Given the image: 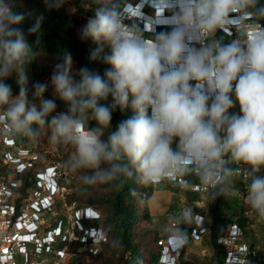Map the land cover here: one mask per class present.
<instances>
[{"label":"clouds","instance_id":"9594fccd","mask_svg":"<svg viewBox=\"0 0 264 264\" xmlns=\"http://www.w3.org/2000/svg\"><path fill=\"white\" fill-rule=\"evenodd\" d=\"M136 6L145 18L133 13L135 24H127L121 0H94V15L80 34L110 47L104 60L111 68L102 77L81 67L76 80L65 53L50 82L67 111L56 112L55 99L44 98L48 84L35 83L34 99L28 98L27 65L35 56L20 26L32 14L0 0V131L35 139L47 128L51 144L73 149L64 167L89 186L119 187L133 175L144 185L195 176L214 199L242 175L247 205L264 218V0H145ZM157 14L162 23L153 22ZM43 20L35 16L28 34L39 33ZM161 26L170 30L157 32ZM233 29L229 42L217 38ZM101 51L93 50L91 59ZM13 73L18 95L5 83ZM109 96L112 103H102ZM237 103L239 113L230 112ZM116 108L134 115L112 130ZM192 222L187 210L174 219L170 246L187 243L181 225Z\"/></svg>","mask_w":264,"mask_h":264},{"label":"trees","instance_id":"16d2710c","mask_svg":"<svg viewBox=\"0 0 264 264\" xmlns=\"http://www.w3.org/2000/svg\"><path fill=\"white\" fill-rule=\"evenodd\" d=\"M130 0H121L122 5ZM13 11L17 13H31L26 15L24 24L20 27L25 31L29 44L34 49V59L27 65V76L29 89L28 98L33 100V85L37 82L43 83L45 76L51 71L50 68L40 65L36 56L39 54L54 56L57 63L63 61L65 53H70L75 65L74 78L79 79V69L86 67L89 70L98 73L102 77L111 65L105 62L104 57L110 55L111 49L107 44L98 45L91 39H82L80 30L87 23L89 11L85 9L84 4L93 5L92 0H74L76 11L71 13L61 6H52L49 0H9ZM42 15L44 20L40 32L37 34H28L27 28L34 22L35 16ZM264 23V21H260ZM135 24V23H132ZM166 26L157 28V32L169 31ZM146 35H150L147 34ZM217 38H223L224 42H229L232 37L223 32L217 33ZM101 47L97 59H91V53L96 48ZM106 78V77H105ZM5 83L12 88L13 95L19 94V84L16 74L13 73ZM44 98L54 99L46 92ZM56 112L67 111V105L59 98L55 99ZM38 102V101H37ZM105 104L112 103V97L109 96ZM131 108L121 111L116 108L112 113V130H115L120 122L133 116ZM91 126L95 121L90 122ZM50 134V130L45 128L35 139H29L17 136V141L26 144L32 149H41L45 136L43 132ZM107 130L105 138L107 137ZM46 140V139H45ZM175 147V144L173 145ZM59 156L51 157L50 150L44 154L51 161H58L61 170L64 171V161L70 156V151H65V146H59ZM234 167H236L234 165ZM10 172L9 169L0 160V176ZM34 173L32 171L24 172L19 177L17 196L15 204L17 211L23 200L27 197L28 189L32 186ZM76 182L72 185V190L66 193L67 204H74L76 207H92L99 214V217L93 221H83L84 225L99 227L104 234V240L97 245L94 254L89 251L91 247L90 240L81 241L79 238L68 245L69 252L74 259L68 264H156L159 259L160 246L157 241L163 237L158 231V227L153 223L148 213L147 201L150 199L155 189L164 188L160 183L158 185H144L138 181L136 176L124 178L119 187L112 184L99 186H89L83 183L80 176L76 173ZM187 181V179L185 178ZM60 182L65 184L64 179ZM71 185L68 187L70 188ZM242 180L237 175L233 178L231 186L225 188L221 195L214 199L211 194L212 205L210 208V219L206 220L204 227L211 232V239L215 248L217 264H220L223 254L217 244V239L224 233L226 224L236 218L241 225L249 221L250 209L242 203L241 192ZM211 193V190H209ZM140 219L151 221L153 229H143L140 225ZM62 244L58 247L61 248ZM86 256L93 258L94 263L85 261ZM180 261L185 264H192L184 259V254L179 255ZM45 264H51L47 262Z\"/></svg>","mask_w":264,"mask_h":264},{"label":"built area","instance_id":"2783aa9c","mask_svg":"<svg viewBox=\"0 0 264 264\" xmlns=\"http://www.w3.org/2000/svg\"><path fill=\"white\" fill-rule=\"evenodd\" d=\"M145 0L127 1L130 17L125 23L136 22L133 11L136 3ZM94 12H89L87 18ZM140 17V16H139ZM235 38V30L226 32ZM0 160L10 170L0 176V264H64L62 259L68 254V245L77 240H90L89 251L94 254L97 245L104 240L103 231L96 226L84 225L83 221H93L99 214L92 207H76L66 202V187L60 182L65 173L58 161H51L44 154L47 149H32L26 144L19 143L17 137H9L0 131ZM27 171L34 173L32 186L28 189L27 197L23 200L19 211L15 204L19 177ZM240 192L242 203H246V185L242 175ZM182 186L187 184L180 177L175 180ZM195 192H208L200 184H191ZM204 205V201H198ZM60 208L70 209L71 221L66 222L67 214ZM250 209V208H249ZM207 209L193 215L192 229L202 232L206 220ZM249 221L245 225L234 218L226 224L224 233L217 239V244L223 254L220 264H264V249L258 248L249 237L253 226V218L264 223L253 210L249 211ZM208 229V228H207ZM191 235V234H190ZM168 236V235H167ZM167 236L161 237L157 244L160 246L159 259L156 264H185L179 259L182 247L170 246ZM62 244L61 248L58 246ZM204 253V252H203ZM70 254V253H69ZM70 256H72L70 254Z\"/></svg>","mask_w":264,"mask_h":264},{"label":"rangeland","instance_id":"374dc122","mask_svg":"<svg viewBox=\"0 0 264 264\" xmlns=\"http://www.w3.org/2000/svg\"><path fill=\"white\" fill-rule=\"evenodd\" d=\"M50 1V0H49ZM74 0H63L59 6L63 7L67 11L73 13L76 11V8L73 3ZM93 5H89L87 3L84 4L85 9L89 12H94V0ZM132 2L135 0H131ZM135 23V22H134ZM37 62L45 67L51 69V71L45 76L44 82L48 84V89L46 91L52 98L57 99L54 96V90L51 86V75L55 69V65L57 63V58L54 56L39 54L36 56ZM75 71V65L73 64V76ZM75 79V78H74ZM239 105H237L230 109V112L239 113ZM62 112V111H60ZM50 135V134H49ZM49 135L44 131L43 136L44 141L42 142L41 149L50 150L51 157H58L59 154V146L53 145L49 142ZM46 139V140H45ZM61 147V146H60ZM65 151H70V155L73 152V149L70 146H65ZM0 149H7L3 145L0 146ZM64 182L67 193L72 190V185L75 184L76 180V173L69 171L68 169L64 168ZM178 178V177H177ZM182 179H187V184L185 186L180 185L176 181L173 180H163L161 184L164 188H161L159 194L156 197H160V203L166 202L165 204L169 206V212L164 217V220L159 218L157 220L155 212L152 211V208L148 207V213L151 217L153 223L158 227V231L161 232L162 228H168L171 225V222L174 221L176 217H178L184 211H188L193 216L194 213L201 212V210L207 209V221L210 219V208L212 205L211 193L208 192H195L191 190V184L200 182L195 176H183L180 177ZM69 185L70 188L68 187ZM164 197V198H162ZM153 196V201H154ZM168 200V202H167ZM204 201V205L198 203V201ZM150 199L147 201V206L149 205ZM158 203V205H161ZM65 214H67L66 222L71 221V216L69 215L70 209L66 211V209L60 208ZM162 225L158 224L162 222ZM253 226L251 227V232H248L251 241L260 249H264V223L260 222L259 220L253 218ZM140 225L143 229H153V225L151 221H145L140 219ZM188 227V225H186ZM161 234V233H160ZM204 252V253H203ZM185 256L190 260L196 262L197 264H217L216 256H215V248L211 239V232L209 229L204 228L200 234H198L197 229H192L190 242L187 245ZM85 261L88 263H94L93 258L90 256L84 257ZM74 259V256H70V254H66V256L62 259L64 264L70 263Z\"/></svg>","mask_w":264,"mask_h":264},{"label":"crops","instance_id":"0c3cea01","mask_svg":"<svg viewBox=\"0 0 264 264\" xmlns=\"http://www.w3.org/2000/svg\"><path fill=\"white\" fill-rule=\"evenodd\" d=\"M134 12H137V13H138V12H140V11H139V9H134ZM140 13H141V12H140ZM157 16H159V15L157 14ZM157 19L159 20V17H158ZM157 19H155V20H157ZM159 190H160V189H155V190L153 191V193H152V195H151V197H150V201H149V205H148V207L152 208V211L155 212L154 214H156L157 220H158L159 218H161L162 220H164L165 215L167 214V212H169V206L165 204L166 202L160 203V201H161L160 199H161V198H160V197H156L157 194H159V192H160ZM153 196L155 197V198H154V201H153ZM162 198H164V197H162ZM167 202H168V200H167ZM158 203H160L161 205H158ZM197 213H198V212H197ZM194 214H195V213H194ZM192 217H193V216H192ZM163 222H164V221H162V222H160V223H158V224L162 225ZM173 222H174V221L171 222V225H170L168 228H170V227L172 226ZM193 225H194L193 222L191 223V225H188V227H187L186 225H181L182 229L185 230V231L187 232V234H188V240H187L186 246L182 249V251H181L180 254L183 253V254H184V259L187 260L188 262H190V263H192V264H197L196 262L190 260L189 258H187V257L185 256V251H186L187 245H188L189 242H190L191 228H192ZM168 228H167V229H168ZM167 229L164 228V227L162 228V231H161L160 233H161V235H162L163 237H165V236L168 235V233H167ZM181 262H182V261H181ZM182 263H184V262H182Z\"/></svg>","mask_w":264,"mask_h":264},{"label":"bare ground","instance_id":"6f19581e","mask_svg":"<svg viewBox=\"0 0 264 264\" xmlns=\"http://www.w3.org/2000/svg\"><path fill=\"white\" fill-rule=\"evenodd\" d=\"M133 13L136 14V15H138V16H140L141 18H145V16H144L142 13H140V12L137 13V12H134V11H133ZM156 17L158 18V16H156ZM144 20H145V19H144ZM148 21H149V19H148ZM153 22L158 23L159 20H158V19H157V20L154 19ZM159 23H160V22H159ZM148 24H150V22H149V23L147 22L146 25H147L148 28H151V26H149Z\"/></svg>","mask_w":264,"mask_h":264},{"label":"water","instance_id":"95a60500","mask_svg":"<svg viewBox=\"0 0 264 264\" xmlns=\"http://www.w3.org/2000/svg\"><path fill=\"white\" fill-rule=\"evenodd\" d=\"M159 22H160V20H159ZM160 23H162V22H160Z\"/></svg>","mask_w":264,"mask_h":264}]
</instances>
